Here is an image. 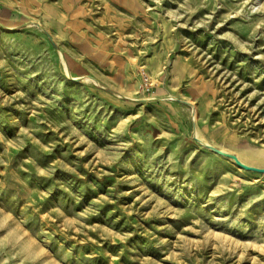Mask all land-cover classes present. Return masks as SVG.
Wrapping results in <instances>:
<instances>
[{"label":"rangeland","instance_id":"374dc122","mask_svg":"<svg viewBox=\"0 0 264 264\" xmlns=\"http://www.w3.org/2000/svg\"><path fill=\"white\" fill-rule=\"evenodd\" d=\"M196 134L264 167V0H0V264H264Z\"/></svg>","mask_w":264,"mask_h":264},{"label":"water","instance_id":"95a60500","mask_svg":"<svg viewBox=\"0 0 264 264\" xmlns=\"http://www.w3.org/2000/svg\"><path fill=\"white\" fill-rule=\"evenodd\" d=\"M198 141L202 142L204 145L209 146L210 148L218 151L219 153H222L224 155L233 157L235 159V161L243 168L245 169H249V170H254V171H258V172H262L264 173V167H258V166H252V165H248L246 163H244L241 159H239V157L232 152L226 151V150H220V149H216L214 146H212L211 144L207 143L206 141L202 140L199 138V136H197V134L194 136Z\"/></svg>","mask_w":264,"mask_h":264},{"label":"bare ground","instance_id":"6f19581e","mask_svg":"<svg viewBox=\"0 0 264 264\" xmlns=\"http://www.w3.org/2000/svg\"><path fill=\"white\" fill-rule=\"evenodd\" d=\"M199 138L202 139V140H204V139H203L202 137H200V136H199ZM204 141H205V140H204ZM260 157H261V156H260ZM244 160H245V158H244Z\"/></svg>","mask_w":264,"mask_h":264}]
</instances>
